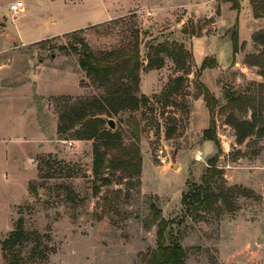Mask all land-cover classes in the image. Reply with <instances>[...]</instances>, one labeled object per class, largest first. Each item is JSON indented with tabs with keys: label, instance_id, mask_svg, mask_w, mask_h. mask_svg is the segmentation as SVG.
I'll use <instances>...</instances> for the list:
<instances>
[{
	"label": "rangeland",
	"instance_id": "obj_1",
	"mask_svg": "<svg viewBox=\"0 0 264 264\" xmlns=\"http://www.w3.org/2000/svg\"><path fill=\"white\" fill-rule=\"evenodd\" d=\"M235 1L0 0V264H147L162 220L185 264H264V0ZM82 39L140 50V176L95 175L94 140L59 132L70 105L106 92L79 64ZM174 42L185 66L164 53L146 67L151 44ZM130 115L109 118L128 148ZM212 157L228 203L187 212Z\"/></svg>",
	"mask_w": 264,
	"mask_h": 264
},
{
	"label": "trees",
	"instance_id": "obj_2",
	"mask_svg": "<svg viewBox=\"0 0 264 264\" xmlns=\"http://www.w3.org/2000/svg\"><path fill=\"white\" fill-rule=\"evenodd\" d=\"M239 6L237 0L234 2ZM258 14V13H257ZM263 36V35H262ZM256 33V40L262 37ZM81 47L75 48L80 51L81 58L79 64L86 74L98 83L106 87L104 95L85 97L70 105L60 117L59 132L65 138L69 131L73 130L72 137L79 140H94V163L93 172L99 175L102 170H110V174L118 171L123 172L127 177H137L142 172V154L140 144V127L135 116L132 115L142 104H146L149 98L138 95L140 82L141 55L137 47L136 50L111 49L108 51H95L85 41L80 40ZM239 48V36L233 35V50L236 53ZM172 57L177 64L186 65L184 56H188V51L183 43L174 42L151 44L147 55V68H161L165 64L162 54ZM180 58V60H179ZM261 63L264 68V61ZM211 67L207 58L202 64V68ZM264 75V73H263ZM181 79V78H179ZM206 96L210 97V92L204 88ZM243 96L237 97L235 101H240ZM122 111H130L128 125L136 143L130 147H125L122 143V135L118 130L108 128L107 118L118 115ZM242 141L244 134L239 135ZM206 140H216L214 122L204 131ZM66 139V138H65ZM112 153L107 159V155ZM216 157L209 160V167L202 175L201 183L198 185H188L182 195V204L187 212L209 211L222 201L228 203L229 188L221 186L215 179L217 174ZM168 223L165 220L160 222L157 247L150 252L147 264H185L187 250L181 243V239L171 235L169 243L165 230ZM25 232L13 231L4 241L5 246L14 247L26 239Z\"/></svg>",
	"mask_w": 264,
	"mask_h": 264
},
{
	"label": "water",
	"instance_id": "obj_3",
	"mask_svg": "<svg viewBox=\"0 0 264 264\" xmlns=\"http://www.w3.org/2000/svg\"><path fill=\"white\" fill-rule=\"evenodd\" d=\"M107 120H108L109 127L114 129L115 128V121L113 119H109V118H107Z\"/></svg>",
	"mask_w": 264,
	"mask_h": 264
},
{
	"label": "built area",
	"instance_id": "obj_4",
	"mask_svg": "<svg viewBox=\"0 0 264 264\" xmlns=\"http://www.w3.org/2000/svg\"><path fill=\"white\" fill-rule=\"evenodd\" d=\"M12 9H13V10H17V9H18V4H13V5H12ZM196 159L199 160L198 156H196Z\"/></svg>",
	"mask_w": 264,
	"mask_h": 264
},
{
	"label": "crops",
	"instance_id": "obj_5",
	"mask_svg": "<svg viewBox=\"0 0 264 264\" xmlns=\"http://www.w3.org/2000/svg\"><path fill=\"white\" fill-rule=\"evenodd\" d=\"M205 141H207V142H208V141H212V140H205ZM199 151H200L201 153H203V152H202V150H199ZM213 151H214V150H213ZM194 154H195V153H194ZM212 154H213V153H212Z\"/></svg>",
	"mask_w": 264,
	"mask_h": 264
}]
</instances>
